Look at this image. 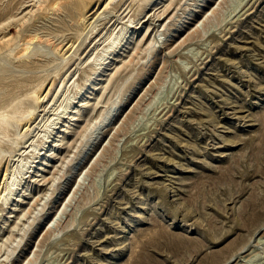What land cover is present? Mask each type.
I'll list each match as a JSON object with an SVG mask.
<instances>
[{"label":"rangeland","instance_id":"rangeland-1","mask_svg":"<svg viewBox=\"0 0 264 264\" xmlns=\"http://www.w3.org/2000/svg\"><path fill=\"white\" fill-rule=\"evenodd\" d=\"M39 86L0 264H264V0H0V109Z\"/></svg>","mask_w":264,"mask_h":264},{"label":"bare ground","instance_id":"bare-ground-1","mask_svg":"<svg viewBox=\"0 0 264 264\" xmlns=\"http://www.w3.org/2000/svg\"><path fill=\"white\" fill-rule=\"evenodd\" d=\"M88 1V0H87ZM88 3V2H87ZM111 3V2H110ZM55 4V3H54ZM73 4V3H72ZM56 6V5H55ZM62 6V5H61ZM65 6V5H64ZM72 6V5H71ZM64 9V8H63ZM62 9V10H63ZM70 9V8H69ZM55 11V10H54ZM69 11V10H67ZM71 11V10H70ZM77 11V10H76ZM66 12V11H64ZM71 14V12H69ZM56 14V13H55ZM67 14V13H66ZM48 15V14H47ZM77 15V14H76ZM74 18V17H73ZM160 19V17H159ZM78 20H82L83 21V14H82V10H80V12L78 13ZM63 23V22H62ZM79 23V22H78ZM82 23V22H81ZM63 28V27H62ZM61 30V29H60ZM26 38V36H25ZM29 38V37H28ZM35 37H32L29 39V41L33 42ZM4 39V38H3ZM7 39V38H6ZM37 39V38H36ZM39 39V37H38ZM19 41V40H18ZM38 42V40H36ZM40 41V40H39ZM22 42V41H21ZM30 43V42H29ZM159 43V42H158ZM23 44V43H22ZM26 44V43H25ZM148 44V43H147ZM31 45V44H29ZM112 45H115L112 43ZM59 48V47H58ZM57 48V49H58ZM65 48V47H64ZM63 48V49H64ZM153 48V47H152ZM28 50V49H27ZM151 51V50H150ZM18 54V53H17ZM24 54V53H23ZM64 80V77L62 78V81ZM62 84V83H61ZM60 84V85H61ZM59 87V86H58ZM40 86L38 88H35L33 90L29 91L30 96L32 97L31 101H28V103H24L21 100L18 101H14L12 102L10 105H6L7 107L4 106V108L0 109V151L2 149V146H4L5 142L3 141V139L1 138H5V137H9L10 136V132H12L16 126H18L20 124V122L22 120H24L23 118V114H25L27 111H33V106L31 104H37L39 101V96H38V92L40 91ZM42 88V86H41ZM58 91V90H57ZM41 92V91H40ZM26 124V123H25ZM28 124V123H27ZM27 126V125H26ZM25 126V127H26ZM90 127V126H89ZM28 128V127H27ZM87 129V128H86ZM84 129V130H86ZM26 130V129H25ZM14 132V131H13ZM85 132V131H84ZM62 166V165H61ZM61 168V167H60ZM40 170V169H39ZM1 173V172H0ZM54 177H51L50 179H47V181H53ZM55 179V178H54ZM54 182V181H53ZM52 182V183H53ZM43 184V183H42ZM49 184V182H48ZM12 185H15L12 183ZM11 185V186H12ZM51 185V184H50ZM14 189V188H13ZM12 192V188L10 189ZM9 191V190H8ZM61 193V192H60ZM7 195V194H5ZM10 195V194H9ZM8 196V195H7ZM43 199V198H41ZM6 201H8V199L4 200V204H6ZM13 201V200H12ZM15 201V200H14ZM17 202H19V200H16ZM12 211V210H11ZM13 211H15L13 209ZM23 216V215H22ZM8 217H12L11 215H9ZM16 226L13 229H15ZM12 230L10 231V233H12ZM10 235L8 237L5 238L4 241H2V244L5 245L6 242L10 241ZM12 243V242H11ZM10 244V243H9ZM2 245V246H3ZM11 245V244H10ZM8 247V246H7ZM5 251V250H4ZM231 261V260H230ZM229 263V261H227ZM225 262V263H227Z\"/></svg>","mask_w":264,"mask_h":264}]
</instances>
